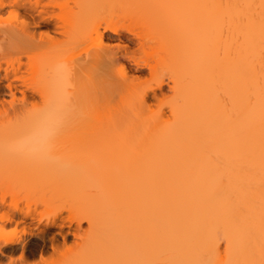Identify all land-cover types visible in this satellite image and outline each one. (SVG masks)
<instances>
[{"label":"bare ground","instance_id":"obj_1","mask_svg":"<svg viewBox=\"0 0 264 264\" xmlns=\"http://www.w3.org/2000/svg\"><path fill=\"white\" fill-rule=\"evenodd\" d=\"M67 1L0 0L15 13L0 21V88L22 103L16 132L0 123V167L58 156L71 263L264 264V0H136L134 28ZM13 206L6 220L32 212Z\"/></svg>","mask_w":264,"mask_h":264},{"label":"rangeland","instance_id":"obj_2","mask_svg":"<svg viewBox=\"0 0 264 264\" xmlns=\"http://www.w3.org/2000/svg\"><path fill=\"white\" fill-rule=\"evenodd\" d=\"M91 1L92 0H89V2ZM97 1H101V3L98 2L99 4L96 5V12L106 17H108L107 15L111 16V14L115 18L118 17L117 19H120V21H118V25L120 27L130 26L134 28L140 26L141 18L139 17L138 12H136V0H112V2L111 0H108V2H103V0ZM97 1H93L94 4H97ZM115 1L116 3H114ZM67 2V11L75 12V10H79V7H81L80 3L84 2L86 4V2L88 3V0H69ZM88 4L89 5L85 6L89 7L90 3ZM59 9L60 8L56 6L53 8H47L48 11H52L56 14H62L63 11L60 12ZM90 9H92L91 6ZM21 14H24V12ZM90 14L93 13L91 12ZM14 19L15 13H11L8 7H4L0 13V21L3 23H9ZM88 27L90 26L88 25ZM40 30L42 31L44 29L41 28ZM125 33L128 35V32ZM107 34V31L104 32V42L112 43L108 41V38L106 36ZM129 49L130 51H136L135 53L142 57H145L147 52H149L147 48H140L139 45L136 44H131ZM121 51H124V49H122ZM54 54L55 56L58 55V53ZM120 58H122L123 61L125 60L122 56H120ZM24 60L26 61L25 58ZM4 66L5 64H3V67ZM25 67L26 66H24V69ZM149 76L150 74L148 72V69L145 68L144 72L142 73L141 79H143V82L144 79H148L149 81ZM146 80L145 82H148ZM161 88L163 89V91L167 90L166 85H162ZM157 90L160 91L159 89ZM0 91L2 92V95L0 96V123H2L1 127L3 128H1V130H10L16 132L17 118L14 108L16 106H22L20 100L21 93L20 91H14L15 95H13L11 90L4 85L1 86ZM66 148L67 147L65 146H61L60 150L59 147H57L55 151L57 153L60 152V157H63L65 161L66 158H68V155L66 154ZM57 157V155H54V157L51 156V158L46 157L41 163L29 165L26 167L27 170L22 175L15 177H13L12 175L8 176L7 174H5L4 170L5 167L6 170H9L7 169L8 164L10 166H13L14 163L17 162V160L19 159L18 155L16 160V157H14L13 159L11 157L6 159L7 161H5L6 166H4V170L0 167V200L1 198H3V203L0 205V238L11 234H13L17 238L16 242L3 247L4 251L0 252V264H67L68 261L71 263L70 259L75 260L76 262L77 259H79L72 258L74 254L76 255V253L73 251L71 252L69 249L76 248L75 245L79 243L80 240L71 234L67 235L66 240H63V237L58 233L57 229V225L62 221H64L65 223L68 222V210L66 206H63L67 203L66 196L68 197V201L71 200V196L68 193L69 189L66 186L63 187L64 184L62 183L63 180L61 178V176L63 175V171H60V169H56V167L54 166L56 164L54 162H57ZM61 164L62 162L60 161L59 163L58 160V165L60 166ZM10 166H8V168H10ZM65 171L66 170H64V175ZM51 178L54 183L51 182ZM56 185L57 188H55ZM66 188L67 190H65ZM67 193L69 195H67ZM50 201L55 203L51 204L49 203ZM65 201L66 203H64ZM74 203L78 204V201H75ZM13 204H17L24 209L29 206L32 209V212L28 217L22 219L23 221L18 219L17 217H12L11 220H6L4 218V215L6 212L11 213L14 207ZM58 210L60 212L57 215L56 221H54L51 218L53 214H55V212ZM39 218H41L40 221L38 220ZM49 222H54L55 224H50ZM46 223H48V225H46ZM82 224L87 228V223L82 222ZM43 230L46 231L43 232ZM51 232H54L53 236ZM51 236L52 238L55 237L57 239V242L55 241L58 245L56 252H54L55 250H52L53 248L51 243L53 240H51ZM23 249L25 259H22L20 257L21 250ZM68 253L70 254L68 255ZM41 256H43L45 259L43 260ZM76 262L75 264H77Z\"/></svg>","mask_w":264,"mask_h":264}]
</instances>
